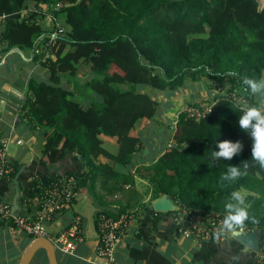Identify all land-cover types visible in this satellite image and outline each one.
<instances>
[{"label":"trees","instance_id":"obj_1","mask_svg":"<svg viewBox=\"0 0 264 264\" xmlns=\"http://www.w3.org/2000/svg\"><path fill=\"white\" fill-rule=\"evenodd\" d=\"M42 5L64 14L65 30L49 46L52 56L35 52L46 47L52 31L40 37ZM0 23L5 50H31L32 59L48 70L47 80L29 78L22 110L31 126L42 129L47 160L79 152L83 172L73 174L79 187L92 185L97 176L107 182L109 172L116 176L114 164L129 163L142 144L132 133L136 125L156 114L158 102L151 95L123 84L163 92L176 90L186 78L217 79L211 110L200 119L180 113L172 145L142 166L146 173L140 175L151 200L166 193L206 211L224 213L231 192H244V225L264 237V169L251 162V138L238 125L242 105L232 96L237 91L258 104L240 78L264 75V0H0ZM81 63L91 73L82 85L94 95L89 106L62 83ZM103 136L115 138V153L103 146ZM224 139L241 141V153L212 162V150ZM100 156L108 162L96 163ZM247 159L252 163L247 175L222 185L229 164Z\"/></svg>","mask_w":264,"mask_h":264},{"label":"crops","instance_id":"obj_2","mask_svg":"<svg viewBox=\"0 0 264 264\" xmlns=\"http://www.w3.org/2000/svg\"><path fill=\"white\" fill-rule=\"evenodd\" d=\"M33 5L30 4L29 8L32 9ZM43 12L45 15L40 21L43 29L41 38L52 29L50 22H46L50 19H45L48 15L44 7ZM53 19L65 26L64 18L60 22L58 15H54ZM4 47L5 42L0 45V133L8 138V159L14 172L9 180L0 178V200L11 207L17 195L18 212L23 200L36 195L38 189L48 185L52 178L70 173L79 176L83 167L78 151L68 150L63 157L50 160L42 155L41 148L45 140L43 131L28 123L22 106L29 78L47 80L48 70L39 61L32 59L31 50H20L18 47L5 50ZM90 77L88 66L81 63L74 76L62 79V83L72 90L74 98L87 106L94 95L82 85ZM218 83L217 79L205 77L197 80L186 78L181 90L159 93L157 90L154 96L151 95L158 102L157 111L152 119H141L132 132L140 136L142 144L130 162L114 164L116 176L109 172L107 182L97 176L92 185L88 182L85 187L78 186L70 208L58 213L47 223L48 231L57 234L70 226L78 216L83 232V239L77 243L72 254L54 247L55 264H101L96 255L98 235L95 218L99 211L113 215L119 211L136 214V223L116 244L115 258L118 264H253L254 252L235 238L212 241L182 236L176 229L174 212H158L151 208L148 182L140 175L141 172L146 173L142 166L155 162L171 146L170 134L175 113L188 104L209 102L215 93L213 87ZM122 86L124 89L136 87L138 91L151 94L150 90L141 88V85L125 83ZM226 87H229L228 83ZM253 98L258 101V98ZM153 125L162 128L163 136L153 153L149 154L145 135ZM102 139L108 151H117L115 138L103 136ZM95 162L106 163L108 159L100 156ZM34 240V237L17 228L0 226V264H20ZM50 260L48 250L38 246L28 264H49Z\"/></svg>","mask_w":264,"mask_h":264},{"label":"built area","instance_id":"obj_3","mask_svg":"<svg viewBox=\"0 0 264 264\" xmlns=\"http://www.w3.org/2000/svg\"><path fill=\"white\" fill-rule=\"evenodd\" d=\"M2 26V24L0 23ZM65 30V26L55 24L50 33V37L46 43L44 56H52L49 46L53 44L55 37ZM6 41L2 37V29L0 31V45ZM35 52H41L38 48ZM216 94L212 99L197 107L186 105L174 115L173 129L175 131L176 124L180 113H185L189 117L195 119L202 118L215 101ZM233 98L242 106L249 104L248 100L237 91L232 92ZM8 138L6 139L0 133V178L11 179L14 172L13 166L8 159ZM173 143V140H172ZM172 145V144H171ZM78 188L77 178L73 174H64L55 176L48 185L41 186L36 195L23 200L21 209L12 213L10 205L0 200V223L6 222L11 227L31 235L35 239L45 238L51 242L53 247L64 253L72 254L77 243L83 239V232L80 225L79 217L72 220L70 226L60 230L57 234H51L48 231L47 223L50 222L58 213L69 209L72 201H74ZM179 207L174 212V223L177 231L184 237L198 240L220 241L234 236L233 233H223L217 235L223 215L215 211H199L197 208L188 207L174 201ZM98 242L96 246V255L100 259L101 264H118L115 258V247L120 238L136 223V214L130 211H122L109 214V212L99 211L95 218ZM252 229L247 225H243L242 229H238L237 233L247 234ZM253 264H264V237L260 241V246L254 252Z\"/></svg>","mask_w":264,"mask_h":264},{"label":"clouds","instance_id":"obj_4","mask_svg":"<svg viewBox=\"0 0 264 264\" xmlns=\"http://www.w3.org/2000/svg\"><path fill=\"white\" fill-rule=\"evenodd\" d=\"M240 80L245 93L250 97L258 98L259 102L238 106L240 111L238 125L240 130L251 138V162L264 169V78L243 76ZM217 148L218 151L212 150L210 154L212 162L232 160L234 156L241 153L243 144L239 140L233 142L224 139L217 142ZM251 162L247 159L242 160L239 165L229 164L220 176L222 185L224 182L232 183L246 176L248 169L252 166ZM244 205L245 196L240 191H232L230 200L225 204L226 215L217 230L218 236L229 232L236 234L238 229L243 228L244 222L248 219V211Z\"/></svg>","mask_w":264,"mask_h":264},{"label":"water","instance_id":"obj_5","mask_svg":"<svg viewBox=\"0 0 264 264\" xmlns=\"http://www.w3.org/2000/svg\"><path fill=\"white\" fill-rule=\"evenodd\" d=\"M16 199H17V195L13 199L12 206L10 207L12 213L17 212L18 205ZM178 207L179 206L174 202L171 196L166 193L159 195L151 202V208L158 212H162V211L175 212L176 210H178ZM233 238L241 242L247 249L255 252L259 249L260 241L262 239V234L259 229L254 228L252 229L251 232L247 234L236 233L234 234ZM38 246L45 247L48 250L51 258L49 264L56 263L55 250L51 242L45 238H37L32 242L31 246L26 252L25 258L20 262V264H28V262L35 254V251Z\"/></svg>","mask_w":264,"mask_h":264},{"label":"rangeland","instance_id":"obj_6","mask_svg":"<svg viewBox=\"0 0 264 264\" xmlns=\"http://www.w3.org/2000/svg\"><path fill=\"white\" fill-rule=\"evenodd\" d=\"M43 7L45 8V10H46V14L48 15V16H46L45 17V19H47L48 20V18L50 19V21H46V22H50V24H51V26H52V28H53V26H55V24H58V22L56 21V20H54L53 18H54V15H55V13L53 12V9H48L47 8V6L46 5H43ZM43 7L41 8L42 10H43ZM58 14V19H59V21L60 22H62L63 21V18H64V14L63 13H57ZM53 17V18H52ZM44 22V21H43ZM39 50H43V48L42 47H39L38 48ZM80 66V65H79ZM79 68V67H78ZM85 68V67H84ZM142 87L141 88H146V90H150V92H151V94L150 95H155L156 93L155 92H157V89H155V88H152L151 86H148V85H141ZM180 88V90L182 89V86H179L177 89H179ZM134 89L136 90V87H134ZM159 92H161V91H158V93ZM152 96V97H153ZM175 96V95H174ZM167 98H169V96L167 97ZM160 99H161V97H160ZM162 100H163V98H162ZM256 100V99H255ZM256 102L258 103L259 101H257L256 100ZM205 103H207V102H205ZM186 106V105H185ZM184 107V106H183ZM182 107V108H183ZM182 108H180V109H182ZM173 135H174V129L172 128L171 129V134H170V138H171V140H173ZM162 128H159V126L157 127V126H155V125H153L152 127H150L149 129H147V133H146V135H145V138H146V140H145V143H146V145H148V152H149V154H152L153 153V151H154V149H155V146L157 145V144H159V142H161V138H162ZM171 142V141H170ZM170 145H171V143H170ZM242 194L245 196V193L244 192H242ZM197 209L199 210V211H202V209L201 208H198L197 207ZM211 212V211H210ZM223 215H226V212H224V213H222Z\"/></svg>","mask_w":264,"mask_h":264}]
</instances>
